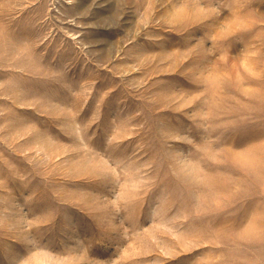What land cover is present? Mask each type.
<instances>
[{"label": "rangeland", "instance_id": "1", "mask_svg": "<svg viewBox=\"0 0 264 264\" xmlns=\"http://www.w3.org/2000/svg\"><path fill=\"white\" fill-rule=\"evenodd\" d=\"M0 264H264V0H0Z\"/></svg>", "mask_w": 264, "mask_h": 264}]
</instances>
